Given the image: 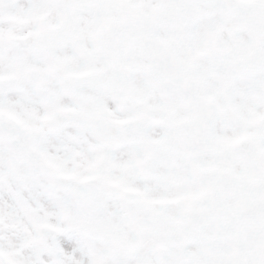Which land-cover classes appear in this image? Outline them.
Instances as JSON below:
<instances>
[{"label":"snow or ice","instance_id":"1","mask_svg":"<svg viewBox=\"0 0 264 264\" xmlns=\"http://www.w3.org/2000/svg\"><path fill=\"white\" fill-rule=\"evenodd\" d=\"M0 264H264V0H0Z\"/></svg>","mask_w":264,"mask_h":264}]
</instances>
